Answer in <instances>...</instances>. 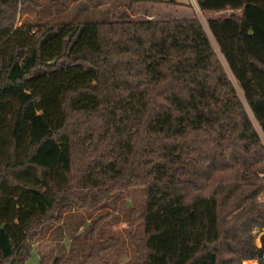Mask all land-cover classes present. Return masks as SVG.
Masks as SVG:
<instances>
[{"label": "trees", "instance_id": "1", "mask_svg": "<svg viewBox=\"0 0 264 264\" xmlns=\"http://www.w3.org/2000/svg\"><path fill=\"white\" fill-rule=\"evenodd\" d=\"M23 1L0 0V264L136 187L133 264H264V0H197L230 11L208 23L236 82L196 15L18 26Z\"/></svg>", "mask_w": 264, "mask_h": 264}, {"label": "rangeland", "instance_id": "2", "mask_svg": "<svg viewBox=\"0 0 264 264\" xmlns=\"http://www.w3.org/2000/svg\"><path fill=\"white\" fill-rule=\"evenodd\" d=\"M178 1L182 4H168L158 0L143 2L132 0H26L19 4L17 24L19 26L24 22L79 23L108 19L110 21L117 20L122 15H128L137 21L196 15L202 20L215 49L234 79L209 28L208 20L212 13L202 11L197 0ZM239 92L243 96L240 88ZM258 128L263 135L261 128L259 126ZM143 190L142 187H136L129 193L123 190L117 191L112 199L94 208H77L73 205L68 207L62 220L54 225L48 236L42 242L34 244L40 245L38 249L37 246L35 247L36 252L40 249V258L35 256L32 261L30 260L31 264H40L41 252H48L49 246L56 243L64 247L67 255H75L77 261L95 251L96 247L95 258L101 264L135 263L136 248L131 242L130 233L133 229V233L138 237L144 234L143 223L140 219L145 206ZM132 222L134 223L131 225ZM60 225L64 228L59 229ZM55 237L59 238L58 242L54 240ZM256 243L261 245L258 233Z\"/></svg>", "mask_w": 264, "mask_h": 264}, {"label": "crops", "instance_id": "3", "mask_svg": "<svg viewBox=\"0 0 264 264\" xmlns=\"http://www.w3.org/2000/svg\"><path fill=\"white\" fill-rule=\"evenodd\" d=\"M227 12H229V11H227ZM226 11H220V12H209V13H212L211 15L212 16H210V18L211 17H218V16H221L222 14H224V13H227ZM215 13V14H214ZM37 246V249H38V246L40 247V245H34V249H33V253H32V256L27 260V262H26V264H31V261H32V259L35 257V256H37L38 258H40V253H39V250H37V252L35 251V247ZM31 260V261H30ZM244 263H246V264H249V263H251V264H258V261L257 260H245L244 262H243V264Z\"/></svg>", "mask_w": 264, "mask_h": 264}]
</instances>
